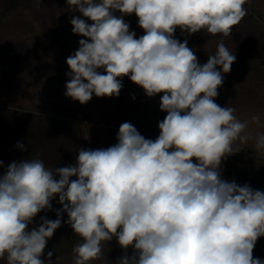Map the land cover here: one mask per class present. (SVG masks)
<instances>
[{"label": "clouds", "instance_id": "9594fccd", "mask_svg": "<svg viewBox=\"0 0 264 264\" xmlns=\"http://www.w3.org/2000/svg\"><path fill=\"white\" fill-rule=\"evenodd\" d=\"M248 2L67 0L72 12L92 23L70 20L73 33L84 38L66 60L65 96L81 104L93 94L119 96L127 76L148 97L162 93L160 109L167 115L155 140L124 122L116 144L79 149L74 165L46 167L39 153L8 165L0 175V260L45 264L47 241L67 213L64 223L81 238L73 247L74 264H109L103 242L114 237L125 253L116 264H264L253 257L264 236V192L225 181L220 171L222 159L240 150L234 143L253 138L249 124H260L257 115L241 121L235 108L215 103L236 56L221 40L201 65L187 39L174 38L177 28L227 37L247 15ZM133 13L145 33L139 38L124 20ZM254 140L264 150V133ZM16 147L26 151L22 142ZM57 196V218L41 217L28 230ZM52 256L49 251L47 264Z\"/></svg>", "mask_w": 264, "mask_h": 264}, {"label": "crops", "instance_id": "0c3cea01", "mask_svg": "<svg viewBox=\"0 0 264 264\" xmlns=\"http://www.w3.org/2000/svg\"><path fill=\"white\" fill-rule=\"evenodd\" d=\"M69 71L68 65L45 68L29 60L0 61V175L12 162L36 158L37 153L45 166L52 169L74 165L79 149H106L116 144L124 122L131 123L146 139L158 138V124L167 115L160 109L162 93L148 97L141 88L136 94L110 104L93 94L90 101L81 104L65 96ZM244 79L233 81L228 74L218 88L215 103L235 108L234 115L241 121L257 115L260 124H249L246 131L253 138L247 143L235 142L234 150H240L222 159L221 178L264 192V150L256 149L254 140L257 134L264 133V88L262 83ZM18 141L26 151L16 147ZM193 162L196 163L195 159ZM74 179L71 177L70 181ZM51 206V210H42L33 218L28 230L38 227L41 217L57 218L56 211L62 207L58 196L52 199ZM61 219V226L48 239L41 257L45 264L49 251L53 252L52 264H74L73 247L81 238L64 223L67 213H62ZM115 249L113 239L103 242L104 258L109 264H116ZM253 257L264 260V236L258 238ZM0 264H6V260H0Z\"/></svg>", "mask_w": 264, "mask_h": 264}, {"label": "rangeland", "instance_id": "374dc122", "mask_svg": "<svg viewBox=\"0 0 264 264\" xmlns=\"http://www.w3.org/2000/svg\"><path fill=\"white\" fill-rule=\"evenodd\" d=\"M244 7L247 15L227 37L212 36L203 31L188 35L177 28L174 38L180 42L187 39L188 47L194 51L201 65L207 62L209 54L217 51V45L222 40L236 56L231 71L223 74V80L228 74L230 80L237 82L245 77L246 81L262 83L264 88V0H249ZM72 11L67 0H0V61L29 60L45 68L67 66V58L78 50L79 40L84 38L73 33L71 18L80 16L87 23H92L79 12ZM114 14L121 15L119 12ZM124 20L130 25L129 30L136 33V38L145 34L138 26V17L134 13L124 16ZM98 71L106 74L103 69ZM140 89L125 76L119 96L103 99L110 104L134 95ZM113 244L118 259L125 253L115 237ZM132 253L133 249L129 247L127 255Z\"/></svg>", "mask_w": 264, "mask_h": 264}]
</instances>
